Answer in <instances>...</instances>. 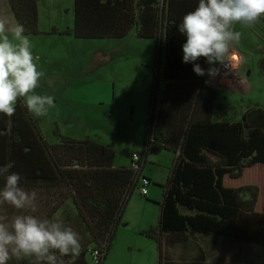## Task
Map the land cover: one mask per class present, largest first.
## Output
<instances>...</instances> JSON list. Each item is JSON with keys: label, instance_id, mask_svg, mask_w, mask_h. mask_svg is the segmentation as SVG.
<instances>
[{"label": "trees", "instance_id": "trees-1", "mask_svg": "<svg viewBox=\"0 0 264 264\" xmlns=\"http://www.w3.org/2000/svg\"><path fill=\"white\" fill-rule=\"evenodd\" d=\"M39 0H7L24 35L38 31ZM73 27L63 34L80 40L122 41L130 33L154 42L153 82L144 126L138 169L154 152L172 155L157 226L143 235L154 241L161 264L162 237L205 235L264 248V197L256 184L226 185L245 170L264 166V109L253 108L236 120L233 105L217 103V90L182 63L186 38L178 31L184 15L198 0H73ZM264 24V18L261 19ZM56 32L55 30L51 31ZM207 70L211 65L197 61ZM161 85V88H160ZM243 136H247L245 141ZM115 151L90 138H59L48 144L38 120L16 105L13 117L0 114V167L13 163L21 186L37 192L36 215L63 218L81 237L83 252L76 260L87 264L93 250L103 256L115 228L136 189L140 176L132 165L114 167ZM133 164V161H132ZM5 178L0 177V187ZM9 217L16 210L0 205ZM85 258V261H84ZM68 261V258H64ZM9 264H32L30 259Z\"/></svg>", "mask_w": 264, "mask_h": 264}, {"label": "rangeland", "instance_id": "rangeland-1", "mask_svg": "<svg viewBox=\"0 0 264 264\" xmlns=\"http://www.w3.org/2000/svg\"><path fill=\"white\" fill-rule=\"evenodd\" d=\"M60 18L64 20L66 15H60ZM235 27L242 35L240 42L232 48H240L238 50L245 63L237 73L240 79L233 88L217 91V102L226 98L225 103L236 109V120L243 121L249 110L256 107L264 109V31H260L264 27H247L249 30L239 24ZM52 41L45 42L49 55L64 59V65H52L46 70L41 79L49 82L50 87L39 83L36 89L38 94L55 97V107L50 108L47 115L34 117L38 120L44 140L53 145L59 142L60 137L75 141L90 138L112 148L116 153L115 160L126 161L135 150L140 154L142 128L147 120L153 82L154 43L138 40L133 35L122 41H81L73 38ZM37 64L39 69L40 63ZM232 66L235 68L236 64ZM223 81L227 86L231 82L226 78ZM166 153H150L147 159L161 155L168 158H163V161L169 164V153ZM152 164L147 160L144 171H155L161 181V185L148 187L154 192L152 197L159 194L158 201L142 197L139 186L133 190L122 213L124 217L121 215V230L114 237L104 264H123L124 258L130 259L134 255H143L146 259L143 264L149 263L152 254L157 260L154 241L142 238L136 242L131 235V230L140 224L158 223L161 187L165 185L168 174L163 169L156 170ZM257 168L246 171L241 180L247 184L257 183L264 193V168L260 167L261 171ZM225 182L231 186L238 181L226 179ZM127 230L129 232H124ZM86 260L88 264H96L90 255Z\"/></svg>", "mask_w": 264, "mask_h": 264}, {"label": "clouds", "instance_id": "clouds-1", "mask_svg": "<svg viewBox=\"0 0 264 264\" xmlns=\"http://www.w3.org/2000/svg\"><path fill=\"white\" fill-rule=\"evenodd\" d=\"M262 18L264 0H198L196 8L178 25L186 38L182 63L192 64L197 76L213 75L212 68L206 73L197 61L203 58L209 65L224 63L233 45L241 40L235 26L251 28ZM25 31L19 22L10 29L0 20V114L7 118L14 116L21 99L33 117L45 116L55 107L54 96L36 92L45 73L38 69V57H34ZM13 166L10 162L0 167V177L5 178L0 205L16 210L11 217L0 214V264L13 259H30L32 264H75L84 250L80 235L61 217L49 219L35 214L37 192L21 186V175L9 171ZM65 257L70 260L65 261Z\"/></svg>", "mask_w": 264, "mask_h": 264}, {"label": "crops", "instance_id": "crops-1", "mask_svg": "<svg viewBox=\"0 0 264 264\" xmlns=\"http://www.w3.org/2000/svg\"><path fill=\"white\" fill-rule=\"evenodd\" d=\"M69 5L71 6V8H69ZM73 6H74L73 0L71 1L39 0L38 1L37 3L38 31L40 32V34L34 35V36H28V37L32 45V53L34 57H38L37 63H40L39 70H42L45 72L46 70H49L52 67V65H58L59 67H63L64 65V59H61L59 56H57L56 58H52L49 55V52L45 46V42H50V41L53 42L52 40L60 41L63 38H73L74 40H80V39H75L73 36L63 34L64 31H68L72 29L73 27V20H74ZM69 9L71 10V19H69ZM60 15H66V18L62 20L60 18ZM0 20L6 21L10 29L14 28L15 24L17 23L14 18L13 13L11 12V9L8 5L7 0H0ZM256 25H259V26L261 25L262 27H264V24L261 21L257 23ZM238 29H241V27ZM52 30H55L56 32L52 33L51 32ZM260 31L263 32L264 29L263 30L260 29ZM131 35L134 36L133 33H130L129 36ZM9 37L10 39L12 38L11 31L9 32ZM81 41H97V40H81ZM110 41H115V40H110ZM145 41H148V40H145ZM149 42H153V41L149 40ZM236 47L231 49V53H236L238 54V56H240L241 66L239 65V68L237 69L239 71L240 67H242L245 63V58L243 57L242 53L238 50L240 48L238 46ZM39 83L41 85H48L49 82L47 83L46 81L41 79ZM223 101L220 103L218 102L217 103L220 105L222 104L230 105V104L225 103L226 98H224ZM144 126L142 128V138H141V147H140L141 152H142V140H143ZM158 153H162V151L155 152V154H158ZM133 154H136L137 156L141 155V153L139 154L135 150L131 152V155L129 157L126 158V161L118 160V159L115 160L114 158L113 166L114 167H129L130 165H132V155ZM170 155L171 154H169V158H170L169 164H166V160H168V158L161 157V155H157L158 157L154 159H147L148 157L145 158V163L142 165L141 170H140V177L147 178L150 181L149 186H152V184L161 185V181L157 178V173L155 171L149 170L148 173H145L144 169H145L147 160H149V163H153L152 165L155 166L156 170H159V169L165 170L166 175H167L169 173V172L167 173V170L168 168L170 169L171 164H172V159H173V157H171L172 155L171 156ZM163 158H165L166 160L163 161ZM256 167H258L257 170H260V171H261V169H259L260 167L264 168V166H255L251 169H255ZM251 169H247L245 170V172ZM245 172L243 176L245 175ZM243 176L241 179H243ZM241 179L238 180V182L236 181L237 183L231 186L235 187V186H239L242 184H247V182H243ZM249 183L257 184L255 182H249ZM138 186H139V183L137 182L136 187ZM148 187H147V196L145 198L146 199L153 198L154 200L158 201L159 194L154 195L156 197H152V194H154V192H152L150 188L148 189ZM260 196L264 197V193H262V189H261ZM121 219L123 220L122 217ZM121 219L115 228L114 237H116V235L118 236L121 230V228L119 227L120 226L119 224L122 221ZM124 223L127 225V222H124ZM156 226L157 224H154V223L151 224L149 222H146V223L140 224L136 228H133V230H131V235L133 238L132 240L137 242L140 239L144 238L145 240L147 241L149 240L150 242H152V240L147 239L143 235V232H145L149 228H154ZM124 232H129V230L124 231ZM156 251H157V248H156ZM107 255L105 257L103 264L105 263V261L108 260ZM67 258L68 260H70V257H67ZM84 261H85V258H84ZM143 262L144 263L146 262V259L143 257V255H134L133 258L123 259V264H143ZM160 262L161 264H264V248L254 247V246L242 243V242L231 241V240L224 239L221 237H213V236H205V235H189V234L168 235V236L162 237L161 261ZM75 264H78V262L75 261ZM148 264H159L158 254H157V260H156V257H153V254H152V256L149 259Z\"/></svg>", "mask_w": 264, "mask_h": 264}, {"label": "built area", "instance_id": "built-area-1", "mask_svg": "<svg viewBox=\"0 0 264 264\" xmlns=\"http://www.w3.org/2000/svg\"><path fill=\"white\" fill-rule=\"evenodd\" d=\"M232 54L233 55L228 56V58L225 60L224 63H218L210 67L214 70V74L211 76L208 75L206 83L209 86L216 89L217 91L221 89H231L233 88L232 86H234L235 83H237L239 80V75L237 74L239 71L237 69L239 68L241 59H240V56H238V54L236 53H232ZM233 60L235 61L233 62ZM234 63H236L235 68H233V66L231 67V65L232 64L234 65ZM225 78L229 82L231 81L230 84H228V86L224 83L225 81H223V79ZM138 160H139V157L136 154H133L132 155V161H133L132 166L134 167V169L139 171L138 173L140 174V168L138 169V166L135 164ZM136 182L139 183V194L142 197H146L147 187L150 185V181L147 178L138 176L136 178ZM102 256H103V253L100 250L95 249L91 253V258L96 264L100 262Z\"/></svg>", "mask_w": 264, "mask_h": 264}, {"label": "bare ground", "instance_id": "bare-ground-1", "mask_svg": "<svg viewBox=\"0 0 264 264\" xmlns=\"http://www.w3.org/2000/svg\"><path fill=\"white\" fill-rule=\"evenodd\" d=\"M235 60H233V62H234Z\"/></svg>", "mask_w": 264, "mask_h": 264}]
</instances>
